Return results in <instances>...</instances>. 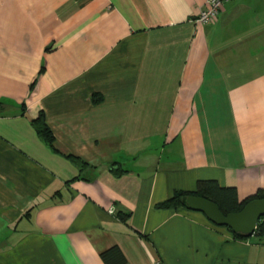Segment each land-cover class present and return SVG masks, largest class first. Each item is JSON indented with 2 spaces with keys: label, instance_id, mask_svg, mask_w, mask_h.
<instances>
[{
  "label": "crops",
  "instance_id": "obj_1",
  "mask_svg": "<svg viewBox=\"0 0 264 264\" xmlns=\"http://www.w3.org/2000/svg\"><path fill=\"white\" fill-rule=\"evenodd\" d=\"M205 5L0 0V264H107L112 247L122 264H264V236L158 207L199 180L264 189V0L203 24Z\"/></svg>",
  "mask_w": 264,
  "mask_h": 264
},
{
  "label": "trees",
  "instance_id": "obj_2",
  "mask_svg": "<svg viewBox=\"0 0 264 264\" xmlns=\"http://www.w3.org/2000/svg\"><path fill=\"white\" fill-rule=\"evenodd\" d=\"M36 81L37 79L31 84V89H33ZM32 123L44 140H46L50 146H54V135L46 121L45 114L41 113L37 118L32 120ZM72 159L81 169L88 165V162L78 156H73ZM114 173L119 175V170H115L114 168ZM189 195H198L213 201L218 205L222 213L227 215L228 213L241 211L243 207L253 199L264 198V189H260L256 194L249 196L244 200H240L235 187L221 186L216 180H199L196 190H176L170 198L160 202L158 207H185L189 209L188 205L186 204V198ZM122 218H124V216H122ZM254 235L258 237L264 236V216L260 218ZM234 236L240 239H247L250 237L242 233H234ZM102 258L107 264H122L125 261V258L121 255V252L117 247H112L103 252Z\"/></svg>",
  "mask_w": 264,
  "mask_h": 264
},
{
  "label": "water",
  "instance_id": "obj_3",
  "mask_svg": "<svg viewBox=\"0 0 264 264\" xmlns=\"http://www.w3.org/2000/svg\"><path fill=\"white\" fill-rule=\"evenodd\" d=\"M189 209L203 212L207 218L219 226H227L234 233L252 236L257 224L264 216V198L249 201L241 211L223 214L213 201L198 195L186 198Z\"/></svg>",
  "mask_w": 264,
  "mask_h": 264
},
{
  "label": "built area",
  "instance_id": "obj_4",
  "mask_svg": "<svg viewBox=\"0 0 264 264\" xmlns=\"http://www.w3.org/2000/svg\"><path fill=\"white\" fill-rule=\"evenodd\" d=\"M223 1L206 0V5L196 18V21L203 24L213 21L218 16ZM110 212H114V209L112 208Z\"/></svg>",
  "mask_w": 264,
  "mask_h": 264
},
{
  "label": "rangeland",
  "instance_id": "obj_5",
  "mask_svg": "<svg viewBox=\"0 0 264 264\" xmlns=\"http://www.w3.org/2000/svg\"><path fill=\"white\" fill-rule=\"evenodd\" d=\"M124 167H126V165H124ZM131 167V166H130ZM127 168V167H126Z\"/></svg>",
  "mask_w": 264,
  "mask_h": 264
}]
</instances>
